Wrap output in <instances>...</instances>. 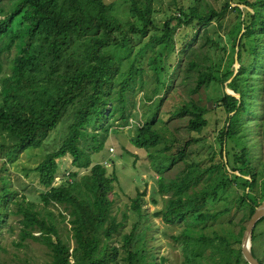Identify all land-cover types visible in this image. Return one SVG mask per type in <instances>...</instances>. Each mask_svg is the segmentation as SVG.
I'll use <instances>...</instances> for the list:
<instances>
[{
    "label": "trees",
    "instance_id": "16d2710c",
    "mask_svg": "<svg viewBox=\"0 0 264 264\" xmlns=\"http://www.w3.org/2000/svg\"><path fill=\"white\" fill-rule=\"evenodd\" d=\"M5 1L10 0H0V59L13 48L16 54L10 61L9 72L2 77L0 151L14 160L26 148L42 147L69 110L74 109L62 144L33 168L44 188L40 196L46 212L42 213L35 202L17 200L18 193L7 179L0 191V226L7 221L10 205L15 204V213L22 216L18 245L28 238L41 240L50 250L49 264H134L138 252L133 242L138 222L122 239L115 240L124 225L113 213L111 194L117 176L109 175L103 163L94 162L93 154L104 148L117 120L122 119L120 126L130 124L126 93L133 87V75L141 69L136 64L140 60L138 56L151 48L154 54L150 56V66L158 74L163 71L162 58L174 45L175 26L171 27L174 20L179 25L200 24L205 27V43L220 47L210 36L209 27L229 10L236 12L239 28L231 31L241 34L237 43L240 66L234 77V69L228 68L223 81L233 77L229 88L240 98L225 92L217 100L228 115L220 133V154L227 161L212 160L204 166L198 161L188 162L187 145L201 140L190 138L170 157V164L179 160L187 162L183 172L168 183L160 177L162 193L171 191V196L166 209L157 215L162 213L167 222L185 223L183 230L173 236L184 246L182 264H248L241 247L234 248L226 235L217 230L208 235L205 230L231 212L229 206L221 210L209 208L211 201L219 200L220 189L229 183L241 188L236 206L243 210L244 221L250 220L264 200V172L255 163L258 159L264 166V0H238L237 3L252 10L232 6L235 0H225L220 8L211 0H183L178 2L180 16H171L164 23L157 19L156 0H126L130 13L140 24L121 21L113 14L112 4L104 0H21L10 8L5 6ZM148 35L152 40L139 49L121 81L123 58L118 59L107 48L132 51L135 41ZM245 39L251 44L244 43ZM154 40L159 43L157 49ZM193 54L189 69L197 71L193 91L198 92L218 79L207 65L196 61L199 53L194 50ZM259 102L262 107L254 109ZM250 113L257 117L255 123L260 126V155L249 146L238 150L229 146V137L247 128L244 116ZM175 115L189 116L190 131L201 132L208 125L204 108L193 98L176 110ZM102 133L105 135L101 137ZM161 138L152 119L137 128L133 143L143 148L155 147ZM66 155L72 157L76 168L69 174L72 182L65 177L61 184L54 185L60 173L59 159ZM228 166L240 174L228 173ZM145 203V192L138 191L130 208L141 214ZM50 205L64 207L66 214L59 215L71 225L73 246L70 240L61 237ZM263 222L264 216L254 228L253 242ZM246 226L242 225L240 239ZM206 248L212 254L209 260L205 258ZM146 253L150 263L154 262L155 254Z\"/></svg>",
    "mask_w": 264,
    "mask_h": 264
},
{
    "label": "rangeland",
    "instance_id": "374dc122",
    "mask_svg": "<svg viewBox=\"0 0 264 264\" xmlns=\"http://www.w3.org/2000/svg\"><path fill=\"white\" fill-rule=\"evenodd\" d=\"M20 1L10 0L4 3L7 8H10ZM104 1L112 4L113 14L121 21L133 20L140 24L138 19L130 13L126 0ZM180 1L183 0H156V16L159 22L164 23L171 16H180L178 10ZM211 2L216 8H220L225 0H211ZM237 2L238 0H235L232 6L247 7ZM174 26V45L172 50L162 58L161 64L164 68L159 74L150 66L149 59L154 54L151 48H147L143 55H137L139 49L152 40L151 35L141 41H135V48L132 51L107 48L118 59L123 58L121 62L124 75L121 76V81L126 77L135 58L137 56L140 58L136 64L141 69L133 75V87L126 93L127 112L131 113L130 124L120 126L122 119L117 120L107 135L104 148L93 154L94 162L103 163L109 175L117 176L111 194L114 201L113 213L124 225L120 233L115 235V240L122 239L123 235L132 231L138 222L136 238L133 242L138 252L134 264H182L185 260L183 244L173 238L183 230L185 223L182 221L167 222L162 213L157 215L158 212L166 209L168 198L171 196V191L166 194L162 193L160 177H164L165 182L168 183L181 174L187 164L185 160L170 164V157L178 153L179 147L185 146L192 137L201 138L200 141H190L187 145V157L185 158L188 159V162L198 161L204 166L210 164L212 160L227 161V157L220 154V133L226 125L228 115L225 107L219 105L217 100L226 92V83L230 79L226 82L223 81V73L228 68L235 71L238 66L237 43L241 34L237 35L231 31L239 28L236 12L229 10L219 21L214 20L212 26L209 27L210 36L220 43V47L205 43L203 36L205 27L200 24L179 25L177 20H174L171 27ZM154 41L156 42V40ZM244 43L251 44L247 39L244 40ZM155 46L156 49L159 48V43L156 42ZM194 50L199 53L196 61L200 65H207L218 79L198 92L193 91L197 71L189 69V61L195 54H193ZM15 54L16 48H13L10 53H4L0 59L2 65L0 102L3 99L1 94L2 77L9 72L10 61ZM191 98L204 108V116L208 121V125L201 132L188 129V115L185 117H176L175 115L176 110L183 107ZM261 107L259 102L253 108L259 110ZM72 111H74L73 108L66 114L63 122L50 133L42 147L26 148L20 151L14 160L9 159L0 151V191L7 179L11 188L18 193L17 200L25 198L26 201L35 202L42 213L46 212L40 196L44 188L39 182V175L33 168L45 158L48 152L62 144L72 121ZM244 118L248 121L247 128L237 135L230 136L229 146L236 150L249 146L253 153L260 155L261 136L259 135L260 126L255 123L257 117L250 113ZM152 119L155 120V128L162 136L161 141L155 147L136 146L133 143V138L137 133V128ZM110 122L111 120H109ZM104 135L105 133H102L101 137ZM59 160L61 165L59 174L63 175L64 172L76 169L70 155ZM255 163L264 172L261 161L257 159ZM227 170L230 174H240L239 171H233L229 166ZM83 172L82 170L81 173ZM61 183L62 180L56 181V184ZM239 189L241 190L238 185L231 183L220 189L219 200L211 201L209 208L221 210L229 206L232 210L205 230L208 235H213L215 230L226 235L236 249L240 248L242 244V238L240 239L239 235L242 225H247L249 222L244 221L243 210L236 206ZM138 191L145 192L146 203L143 206L145 211L143 210L141 214L130 208ZM48 208L56 214V223L61 237L70 240V244L73 246L71 225L67 221H63L59 215L60 212L66 214L64 207L50 205ZM16 210L15 204H11L7 221L0 226V264H49L50 250L41 240L28 238L24 244L18 245L22 216L15 213ZM256 236L252 247L257 258L264 262V222L257 228ZM146 252L155 254L154 262L150 263ZM204 253L205 258L209 260L212 256L209 248H206ZM240 264L246 263L241 262Z\"/></svg>",
    "mask_w": 264,
    "mask_h": 264
},
{
    "label": "water",
    "instance_id": "95a60500",
    "mask_svg": "<svg viewBox=\"0 0 264 264\" xmlns=\"http://www.w3.org/2000/svg\"><path fill=\"white\" fill-rule=\"evenodd\" d=\"M250 9L252 10V8H250ZM237 64H238V66L235 69V74L233 75V77L238 72V68L240 66L238 60H237ZM233 77L230 78L226 83L227 84L226 93L230 96H232V94L229 92V90H230L229 83L232 81ZM238 98H240L239 94H238ZM263 216H264V200L262 201V203L259 206L256 207L254 213L252 214V216H251V218H250V220L246 226V229L244 230V234H243V238H242V244H241V252H242L244 259L248 262V264H262L260 262L259 258H257L254 255V252L252 249V242H253L254 228H255L257 222Z\"/></svg>",
    "mask_w": 264,
    "mask_h": 264
},
{
    "label": "built area",
    "instance_id": "2783aa9c",
    "mask_svg": "<svg viewBox=\"0 0 264 264\" xmlns=\"http://www.w3.org/2000/svg\"><path fill=\"white\" fill-rule=\"evenodd\" d=\"M111 149H113V148H111ZM69 174H70V172H66L63 175L62 174H58V176L55 179L54 185H58V184H56V181H59V180L63 181V179H65V177H68V179L72 182V178H69Z\"/></svg>",
    "mask_w": 264,
    "mask_h": 264
},
{
    "label": "bare ground",
    "instance_id": "6f19581e",
    "mask_svg": "<svg viewBox=\"0 0 264 264\" xmlns=\"http://www.w3.org/2000/svg\"><path fill=\"white\" fill-rule=\"evenodd\" d=\"M229 92L233 93L234 95H236L238 97V93L234 92L232 89H230Z\"/></svg>",
    "mask_w": 264,
    "mask_h": 264
}]
</instances>
